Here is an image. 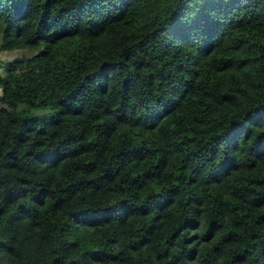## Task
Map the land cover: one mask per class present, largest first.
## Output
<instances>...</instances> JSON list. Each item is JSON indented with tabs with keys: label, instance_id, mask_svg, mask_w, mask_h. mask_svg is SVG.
<instances>
[{
	"label": "trees",
	"instance_id": "trees-1",
	"mask_svg": "<svg viewBox=\"0 0 264 264\" xmlns=\"http://www.w3.org/2000/svg\"><path fill=\"white\" fill-rule=\"evenodd\" d=\"M13 49L0 264H264V0H0Z\"/></svg>",
	"mask_w": 264,
	"mask_h": 264
},
{
	"label": "rangeland",
	"instance_id": "rangeland-1",
	"mask_svg": "<svg viewBox=\"0 0 264 264\" xmlns=\"http://www.w3.org/2000/svg\"><path fill=\"white\" fill-rule=\"evenodd\" d=\"M33 53V50L31 49H13V50H3L0 51V72L4 73L5 68H6V63L21 55H31ZM0 94H1V86H0ZM1 105V103H0ZM49 112L48 109L43 110V109H33L31 110L32 114H38L41 115L43 113Z\"/></svg>",
	"mask_w": 264,
	"mask_h": 264
}]
</instances>
